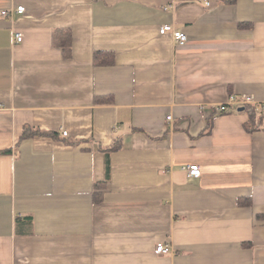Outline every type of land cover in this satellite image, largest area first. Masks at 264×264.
<instances>
[{
  "label": "crops",
  "instance_id": "crops-1",
  "mask_svg": "<svg viewBox=\"0 0 264 264\" xmlns=\"http://www.w3.org/2000/svg\"><path fill=\"white\" fill-rule=\"evenodd\" d=\"M18 7L0 17V264H264V131L216 111L264 104V0H0Z\"/></svg>",
  "mask_w": 264,
  "mask_h": 264
},
{
  "label": "built area",
  "instance_id": "built-area-1",
  "mask_svg": "<svg viewBox=\"0 0 264 264\" xmlns=\"http://www.w3.org/2000/svg\"><path fill=\"white\" fill-rule=\"evenodd\" d=\"M26 11L25 7H18L16 10H8V11H0V17H12L13 14H19L22 15ZM169 32L172 33V38L175 41L176 44L178 45H185L186 42L188 41V37L185 33L176 31L173 29L172 26H163L160 28V34L161 35H166ZM23 34L17 33L15 36L16 43H22L23 42ZM248 105H261L262 110L264 111V104H258L254 102V100L249 97V96H243L241 99H237L235 96H232L229 100L228 103L220 105L216 108V111L218 113H228L230 110H238L241 107H245ZM170 119V118H169ZM63 135L65 137L68 136V133L62 129ZM185 171L188 174V177L193 179V178H199L201 176V169L197 165H190L185 167ZM156 254L158 255H165V254H171L172 253V248L168 244H163L159 243L156 246L155 249Z\"/></svg>",
  "mask_w": 264,
  "mask_h": 264
},
{
  "label": "trees",
  "instance_id": "trees-1",
  "mask_svg": "<svg viewBox=\"0 0 264 264\" xmlns=\"http://www.w3.org/2000/svg\"><path fill=\"white\" fill-rule=\"evenodd\" d=\"M69 44H70V40L68 42H66V43H63L62 46L65 49H67ZM112 55L113 54L108 53V55L105 57L104 60H102L100 62L96 61V63L100 64V65H103V66H109V65L113 64V57L114 56H112ZM97 56H98V54L96 53L95 54V60H96ZM245 108H246L245 111H246V113L249 116L248 130L251 131V132L252 131H264V111L262 110V106L261 105H257V106L256 105H248V106H245ZM27 132L28 131L25 130L22 137H25ZM29 136H32V137L48 136V137H50L53 140H58L59 139L57 134H55V133H44V132H41V131H38V130L29 133ZM117 149H118L117 147H114V148H112L109 151H114V150H117ZM9 152L6 151V152H4V154H8Z\"/></svg>",
  "mask_w": 264,
  "mask_h": 264
},
{
  "label": "water",
  "instance_id": "water-1",
  "mask_svg": "<svg viewBox=\"0 0 264 264\" xmlns=\"http://www.w3.org/2000/svg\"><path fill=\"white\" fill-rule=\"evenodd\" d=\"M245 110H246L245 107H241V108L238 109L239 112H244Z\"/></svg>",
  "mask_w": 264,
  "mask_h": 264
}]
</instances>
